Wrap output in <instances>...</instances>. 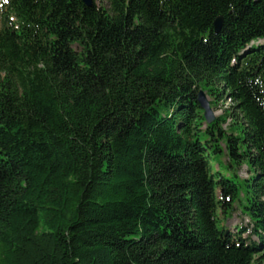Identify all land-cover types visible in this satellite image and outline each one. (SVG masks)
Instances as JSON below:
<instances>
[{"label": "trees", "instance_id": "obj_1", "mask_svg": "<svg viewBox=\"0 0 264 264\" xmlns=\"http://www.w3.org/2000/svg\"><path fill=\"white\" fill-rule=\"evenodd\" d=\"M93 1L1 0L0 264H264V0Z\"/></svg>", "mask_w": 264, "mask_h": 264}, {"label": "water", "instance_id": "obj_2", "mask_svg": "<svg viewBox=\"0 0 264 264\" xmlns=\"http://www.w3.org/2000/svg\"><path fill=\"white\" fill-rule=\"evenodd\" d=\"M84 2V4L88 7H93V0H82ZM223 27V20L221 18H218L215 22V31L216 33H219L221 31ZM199 103L201 105V108L204 110V115H205V119L206 122L208 124L212 123L215 121L216 116L215 113L210 105V101L209 98L207 97V95L204 92H200L199 93Z\"/></svg>", "mask_w": 264, "mask_h": 264}, {"label": "rangeland", "instance_id": "obj_3", "mask_svg": "<svg viewBox=\"0 0 264 264\" xmlns=\"http://www.w3.org/2000/svg\"><path fill=\"white\" fill-rule=\"evenodd\" d=\"M101 1H104V0H99V2H101ZM105 2H106V1H105ZM0 3H1V0H0ZM0 15H1V12H0ZM0 26H1V22H0ZM228 106H229V103H228L226 106H224V107H222L221 105H220L218 108H214V107H212V109H213V111H214V113H215L216 118H219L220 116H223L224 111H225V109H226ZM230 124H231V119H228V122H227V124L225 125V128H227ZM240 176H241L242 178H247V177H248V172H247V168H246V167H245L244 169H242V171L240 172ZM248 223H249L248 219H246V218H245V219H242V218L239 217V216H234L233 219L227 221L226 225H227V227H228L229 229H231V231L236 232V228H237L239 225L242 224V225L246 226ZM221 227H222V226H221ZM253 240L256 241V242L258 241V240L256 239V237H253Z\"/></svg>", "mask_w": 264, "mask_h": 264}]
</instances>
